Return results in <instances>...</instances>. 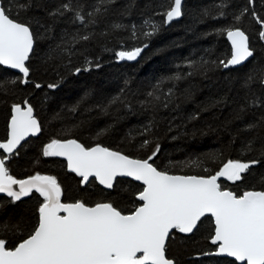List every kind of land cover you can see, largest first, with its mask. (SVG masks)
Masks as SVG:
<instances>
[{"label": "trees", "instance_id": "16d2710c", "mask_svg": "<svg viewBox=\"0 0 264 264\" xmlns=\"http://www.w3.org/2000/svg\"><path fill=\"white\" fill-rule=\"evenodd\" d=\"M0 1L34 36L27 77L0 66V142L14 105H30L40 126L13 154L0 151L16 179L56 177L63 203L111 202L124 214L140 206V183L117 178L108 190L95 179L82 183L65 160L43 154L53 139H73L137 159L159 145L150 163L176 175L210 176L229 160H255L240 181L219 184L237 195L264 191V0H184L181 18L169 25L172 0ZM237 27L253 55L224 68L227 30ZM136 48V61L119 59ZM42 203L37 192L19 201L0 195V239L9 248L37 226ZM213 235L210 216L189 235L173 230L166 256L175 264H237L213 255Z\"/></svg>", "mask_w": 264, "mask_h": 264}, {"label": "snow or ice", "instance_id": "6c2138e0", "mask_svg": "<svg viewBox=\"0 0 264 264\" xmlns=\"http://www.w3.org/2000/svg\"><path fill=\"white\" fill-rule=\"evenodd\" d=\"M181 4L182 0H174L166 12L167 21L181 15ZM77 18L84 20L79 14ZM260 35L264 37V32ZM227 37L232 53L230 59L220 61L224 68L239 65L253 55L248 37L240 28L228 29ZM33 44L30 26L18 22L0 6V65L18 69L27 77L26 61ZM140 52L136 48L117 55L121 60H135ZM13 113L9 138L0 142V149L8 154H13L26 136L40 131L30 105H14ZM148 143L144 141L145 145ZM158 152L159 145L146 159H137L99 144L85 147L77 140L53 139L45 146L43 154L66 157L68 168L82 177V183L95 177L101 185L112 189L118 176L142 181L144 187L138 193L142 203L129 214L111 202H97L94 206L82 200L63 203L56 177L37 173L18 180L6 167L8 156L0 157V193H6L13 201L29 196L33 190L43 197L38 224L26 239L14 248L0 239V264H175L166 256L170 233H192L206 214L214 217L212 243L219 245L217 254H227L246 264H264V191L237 195L222 190L217 182L221 177L240 181L257 161L229 160L210 176L172 175L150 163ZM13 185H18L19 190H14Z\"/></svg>", "mask_w": 264, "mask_h": 264}, {"label": "water", "instance_id": "95a60500", "mask_svg": "<svg viewBox=\"0 0 264 264\" xmlns=\"http://www.w3.org/2000/svg\"><path fill=\"white\" fill-rule=\"evenodd\" d=\"M183 2H184V0H182V4H181V9H182V6H183ZM172 5L171 6H173V4H174V0H172ZM0 6H2L1 5V1H0ZM181 18V15L179 16V17H177V18H174L172 21H167V18H166V14H165V17H164V21H165V24L166 25H169L170 23H172V22H175V21H177V20H179ZM226 40H228V43H229V45H230V48H231V53H232V45H231V41L228 39V37H227V39ZM33 48H34V44H33ZM32 53V52H31ZM30 53V54H31ZM140 55V54H139ZM139 55L136 57V59L135 60H127V59H123V60H121L120 58V60L121 61H126V62H134V61H136L137 59H138V57H139ZM30 56V55H29ZM230 58H231V56H230ZM229 58V59H230ZM250 59V57L247 59V60H245V61H243L241 64H244L246 61H248ZM27 62V61H26ZM241 64H239V65H234V66H229V67H238V66H240ZM264 64V63H263ZM1 67H3V68H7V69H9V70H11V71H13V72H16V73H18V74H21L23 77H24V75H23V73H21L18 69H12V68H10V67H8V66H4V65H0ZM263 84H264V67H263ZM21 107L22 108H26V107H28L27 105L26 106H22L21 105ZM12 114H11V117H10V119H9V123H8V133H7V138H9V134H10V131H11V128H10V124H11V118H12V116H13V108H12V112H11ZM33 116H34V112H33ZM35 117V116H34ZM37 120V119H36ZM39 133H40V131L39 132H36L35 134H29L28 136H26L25 138H24V140H22L21 141V143H20V145L23 143V142H25L26 140H28L29 138H34V137H37L38 135H39ZM7 140V139H6ZM6 140L5 141H3V142H6ZM69 140H73V139H69ZM61 141H64V140H61ZM20 145H18L17 146V149L19 148V146ZM96 146V145H95ZM92 147H94V146H92ZM17 149H15L14 150V152L17 150ZM111 150V149H110ZM0 151L1 152H3L4 154H6V155H11V154H8V153H5L2 149H0ZM114 151V150H113ZM54 157H58V158H61V159H63V160H65L64 162H66V165H67V158L66 157H62V156H54ZM132 158V157H131ZM223 167V166H222ZM221 167V168H222ZM221 168H219V170L221 169ZM67 169L69 170V171H71L69 168H68V165H67ZM218 170V171H219ZM217 171V172H218ZM71 172H73V171H71ZM73 173H75V172H73ZM76 174V173H75ZM77 176H79L78 174H76ZM172 175H176V174H172ZM80 177V176H79ZM28 178V177H27ZM27 178H24V179H27ZM82 178V177H81ZM117 178H127V179H130V180H133V181H135V182H138V184L140 183L141 185H143V182L142 181H136L134 178H132V177H127V176H118V177H116V179ZM90 179H95V181L102 187V188H104V189H107L108 190V188H106V186H104V185H101L100 183H99V181L95 178V177H89V180ZM115 179V180H116ZM21 180H23V179H21ZM114 180V181H115ZM220 180H227L226 178H224V177H221V178H219L218 179V183H219V181ZM114 181H113V184H114ZM229 181V180H228ZM85 183H87V182H85ZM143 187H144V185H143ZM13 188H14V190H19V186L18 185H13ZM222 190H226V189H222ZM229 191V190H228ZM33 192H35V190H33ZM31 194V193H30ZM29 194V195H30ZM0 195H6V196H8L6 193H0ZM26 197H28V196H26ZM26 197H22V198H26ZM11 198V197H10ZM136 198H138V196L136 197ZM139 200V199H138ZM141 202V201H140ZM142 203V202H141ZM62 215L64 214V213H61ZM205 216H210L211 218H212V220H213V223H214V217L213 216H211V214H206ZM204 216V217H205ZM203 218V217H202ZM201 218V219H202ZM199 222V221H198ZM194 231V230H193ZM179 232V231H178ZM180 233V232H179ZM180 234H182V235H189L190 233H180ZM214 234H215V223H214ZM214 236V235H213ZM218 247H219V245H218V243H217V250L213 253V255H216V256H218V257H224V258H229V259H232V260H234L237 264H246V262H241V261H237L234 257H230V256H228L227 254H217L218 253ZM139 255V254H138Z\"/></svg>", "mask_w": 264, "mask_h": 264}]
</instances>
